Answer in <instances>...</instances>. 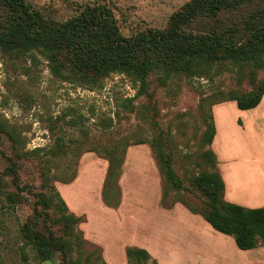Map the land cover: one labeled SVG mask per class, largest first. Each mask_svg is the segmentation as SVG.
I'll return each mask as SVG.
<instances>
[{
	"label": "rangeland",
	"instance_id": "1",
	"mask_svg": "<svg viewBox=\"0 0 264 264\" xmlns=\"http://www.w3.org/2000/svg\"><path fill=\"white\" fill-rule=\"evenodd\" d=\"M28 1L57 20L86 4L106 5L121 33L130 35L148 27L165 28L170 14L188 0ZM256 78H264V67ZM147 80L146 92L140 93L124 74L68 79L52 74L38 51L0 50V123L15 139L0 133V149L16 162L20 185H25L19 190L10 183L0 155L4 189L20 199L9 201L1 184L0 264L60 260L59 255L38 260L21 237L41 178L39 161L31 155L17 158L14 151L37 147L46 152L40 155L48 161L54 188L79 218L75 230L83 242L81 257L89 255V264H128L125 250L131 246L148 250L147 264H264L263 245L241 250L232 237L187 209L183 201L199 204L198 196L192 189L169 187L150 142L158 131L170 132L173 166L184 182L207 168L201 152L210 148L214 168L224 181V199L264 206V95L247 110L238 109L233 101L213 104L215 135L205 146L201 135L206 109L200 101H219L220 91L249 89L248 75L241 85L227 71L169 79L152 72ZM112 144L124 147L113 181L120 192L115 206L102 197L110 158L105 149Z\"/></svg>",
	"mask_w": 264,
	"mask_h": 264
},
{
	"label": "trees",
	"instance_id": "2",
	"mask_svg": "<svg viewBox=\"0 0 264 264\" xmlns=\"http://www.w3.org/2000/svg\"><path fill=\"white\" fill-rule=\"evenodd\" d=\"M0 50L38 51L52 74L68 79L124 74L137 84L140 93L146 92L152 72L169 79L227 71L233 73L237 85L247 74L249 89L220 91L219 101H200L206 109L201 135L206 146L215 135L213 104L233 101L238 109L247 110L256 107L264 95V78H256L257 71L264 67V0H188L170 14L165 28L148 27L130 35L121 33L106 5L86 4L74 15L57 20L28 0H0ZM2 132L15 142L0 123ZM150 142L169 187L192 189L198 196L199 204L183 201L189 211L199 214L214 230L232 237L241 250L264 246V206L247 207L224 199V181L214 168L215 154L210 148L201 152L207 168L184 182L173 166L170 132L158 131ZM105 150L110 158L102 197L106 204L115 206L120 192L113 181L119 174L124 147L112 144ZM40 152L46 154L42 147L14 151L17 158L31 155L37 159L41 178V190L32 193V213L20 228L23 244L33 248L40 261L59 255L58 264H89V255L81 257L83 242L75 230L79 218L68 211L54 188L50 166ZM0 155L6 161L3 173L22 190L25 185H20L16 162L2 149ZM1 184L9 201H20L15 193L4 189L5 179L0 174ZM125 254L128 264H147L150 258L142 247H127Z\"/></svg>",
	"mask_w": 264,
	"mask_h": 264
}]
</instances>
